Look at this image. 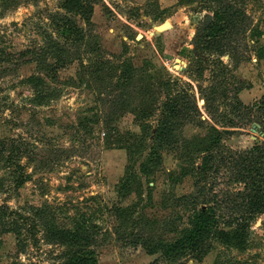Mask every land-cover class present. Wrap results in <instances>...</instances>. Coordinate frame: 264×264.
Returning <instances> with one entry per match:
<instances>
[{"label":"rangeland","instance_id":"374dc122","mask_svg":"<svg viewBox=\"0 0 264 264\" xmlns=\"http://www.w3.org/2000/svg\"><path fill=\"white\" fill-rule=\"evenodd\" d=\"M64 1L0 0V264L85 251L94 264H264V213L244 247L213 235L202 261L164 252L193 228L199 200L234 214L224 203L243 186L224 156L264 142L232 108L264 96V0H93L90 24ZM219 9L222 56L199 39ZM177 81L203 116L161 147ZM229 118L240 127L224 132ZM81 223L94 227L88 247L55 239Z\"/></svg>","mask_w":264,"mask_h":264},{"label":"trees","instance_id":"16d2710c","mask_svg":"<svg viewBox=\"0 0 264 264\" xmlns=\"http://www.w3.org/2000/svg\"><path fill=\"white\" fill-rule=\"evenodd\" d=\"M93 0H65L63 8L66 12L79 14L87 17V23L90 24V14L93 10ZM227 10H216L215 19L204 30L206 33L199 35L200 45L202 50L220 52L222 56L223 44L227 39V28L218 21H223L226 18ZM69 22L72 20L64 16ZM79 31V27L75 26ZM69 30V29H68ZM135 69V68H134ZM177 90L175 93L168 95V99L164 102L161 119L158 122V130L156 134L159 146L174 145L176 136L175 130L177 123L186 119L192 121L195 115L200 114L199 107L195 98L192 97V92L184 89L179 82H175ZM233 111L239 112L240 117H254L261 126V132L264 135V96L254 105H246L241 100L235 99ZM192 112V114H191ZM241 113V114H240ZM194 116V117H193ZM227 127L224 132H231L239 126L234 118L225 120ZM221 133V132H218ZM160 159V156L155 154L153 160ZM224 160L228 164H234L235 174L234 182L243 186L242 190L233 191V195L228 196L225 207L234 214L229 218H224L222 214H218V209L207 207L200 200L196 202L199 205L196 218L194 219L193 228L187 229L181 241H176L171 244L167 250H164L167 256L181 257L190 255L197 261H202L208 254L211 248V238L217 236L221 243L227 246L244 247L250 234L252 222L264 213V142H258L253 147L242 151L230 150L224 156ZM213 166L209 165V169ZM219 168H216L218 170ZM206 170V169H205ZM126 187V186H124ZM198 192L203 193L204 187ZM230 193V192H229ZM199 199V194L195 199ZM81 223L75 229L59 230L56 233L55 239L69 246L84 245L88 247L94 240V227L86 228ZM222 225H224L222 227ZM95 259L90 252L70 253L67 260L63 264H94ZM158 260L150 264H157Z\"/></svg>","mask_w":264,"mask_h":264}]
</instances>
